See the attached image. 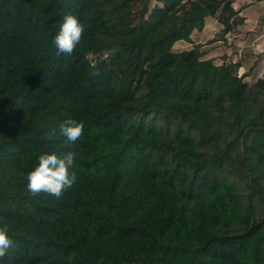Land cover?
Listing matches in <instances>:
<instances>
[{
  "label": "trees",
  "instance_id": "16d2710c",
  "mask_svg": "<svg viewBox=\"0 0 264 264\" xmlns=\"http://www.w3.org/2000/svg\"><path fill=\"white\" fill-rule=\"evenodd\" d=\"M68 14L86 27L58 55ZM236 15L229 0H0V264H264V77L172 50ZM52 152L76 154L77 182L33 196Z\"/></svg>",
  "mask_w": 264,
  "mask_h": 264
},
{
  "label": "rangeland",
  "instance_id": "374dc122",
  "mask_svg": "<svg viewBox=\"0 0 264 264\" xmlns=\"http://www.w3.org/2000/svg\"><path fill=\"white\" fill-rule=\"evenodd\" d=\"M237 11V25L218 39L220 25L213 17H206L199 31L190 33L191 43L177 42L172 50H183L199 44L203 58L214 64L238 63L237 75L251 83L264 77V0H229Z\"/></svg>",
  "mask_w": 264,
  "mask_h": 264
},
{
  "label": "clouds",
  "instance_id": "9594fccd",
  "mask_svg": "<svg viewBox=\"0 0 264 264\" xmlns=\"http://www.w3.org/2000/svg\"><path fill=\"white\" fill-rule=\"evenodd\" d=\"M86 25L81 23L76 15L68 14L64 17L58 34L54 38V45L57 54L72 55L80 44ZM84 121L65 119L59 125L60 134L67 138V141L75 143L82 137L84 132ZM51 135H56L53 129ZM74 152L60 155L57 152L44 153L38 157V165L27 174V190L33 195L43 192L56 198L70 189L76 182L75 172H69L73 166ZM8 225L0 226V259L7 255L8 249L13 241L8 235Z\"/></svg>",
  "mask_w": 264,
  "mask_h": 264
}]
</instances>
